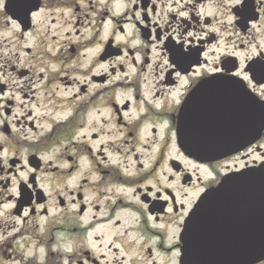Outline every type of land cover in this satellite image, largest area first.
I'll list each match as a JSON object with an SVG mask.
<instances>
[{"label": "flooded vegetation", "instance_id": "flooded-vegetation-1", "mask_svg": "<svg viewBox=\"0 0 264 264\" xmlns=\"http://www.w3.org/2000/svg\"><path fill=\"white\" fill-rule=\"evenodd\" d=\"M250 169L264 0H0V264H240L188 224L209 195L214 242H256Z\"/></svg>", "mask_w": 264, "mask_h": 264}, {"label": "water", "instance_id": "water-1", "mask_svg": "<svg viewBox=\"0 0 264 264\" xmlns=\"http://www.w3.org/2000/svg\"><path fill=\"white\" fill-rule=\"evenodd\" d=\"M193 104V98L188 102V106L184 109L181 116V123L185 124L188 117L191 115L190 105ZM252 132H241L240 131V149L245 145V141L248 139H253ZM186 150L191 154L203 153L204 151L214 153H229L233 151L231 147H221L219 149H200L192 144H186ZM242 180V178H240ZM257 182V179H254ZM225 188V185L221 186ZM188 242L192 245L196 244V240L200 242L201 245L205 246L203 252L205 259L208 262H213L216 260H221L224 262H240V264L247 263L251 260L260 258L264 256V233L257 235L260 241L256 243H250L240 239V244H217L213 240L211 235V225H210V206H209V195H207L204 200L198 205L197 209L193 213L189 224H188ZM195 252H199V249ZM221 256V258H215L216 256ZM195 256V255H193Z\"/></svg>", "mask_w": 264, "mask_h": 264}]
</instances>
